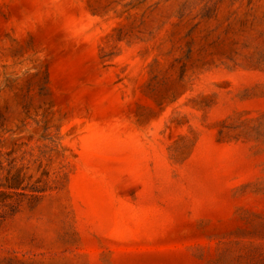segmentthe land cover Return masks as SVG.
I'll list each match as a JSON object with an SVG mask.
<instances>
[{
    "label": "rangeland",
    "instance_id": "rangeland-1",
    "mask_svg": "<svg viewBox=\"0 0 264 264\" xmlns=\"http://www.w3.org/2000/svg\"><path fill=\"white\" fill-rule=\"evenodd\" d=\"M0 264H264V0H0Z\"/></svg>",
    "mask_w": 264,
    "mask_h": 264
}]
</instances>
